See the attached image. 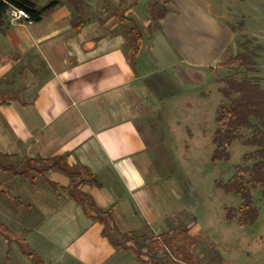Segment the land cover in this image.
Segmentation results:
<instances>
[{
    "label": "crops",
    "instance_id": "crops-1",
    "mask_svg": "<svg viewBox=\"0 0 264 264\" xmlns=\"http://www.w3.org/2000/svg\"><path fill=\"white\" fill-rule=\"evenodd\" d=\"M33 1L41 8L52 0ZM60 1L39 21L3 19L0 151L18 160L66 156L86 167L94 179L79 189L109 211L115 236L168 232L188 199L187 187L171 182L165 155L188 153L186 138L215 119L217 73L237 40L235 23L201 0H165L156 22L154 0ZM125 16L143 36L134 58ZM172 115L181 118L176 127L188 124L174 141ZM38 177L33 186L0 170V264H156L130 243L114 245L108 224L67 192L68 175Z\"/></svg>",
    "mask_w": 264,
    "mask_h": 264
},
{
    "label": "rangeland",
    "instance_id": "rangeland-1",
    "mask_svg": "<svg viewBox=\"0 0 264 264\" xmlns=\"http://www.w3.org/2000/svg\"><path fill=\"white\" fill-rule=\"evenodd\" d=\"M155 1L152 3L150 1L148 4L151 7V17L154 13L159 15V10L165 3V0H160L162 7H157L153 12L152 4ZM201 1L203 4L208 3L210 8L224 15L229 21H234L238 33L233 48L221 61L218 77L233 78L239 82L248 76L252 82H259V85L264 88V0ZM130 2V4L136 3L134 0ZM240 14H243L244 24H241L242 16ZM127 19L132 21L131 17H127ZM154 19L155 22L158 21L157 18ZM242 53L253 57L257 64L255 66L241 65L236 55ZM252 54L257 56H252ZM220 84L221 87L224 86L223 82ZM215 112L214 115H216ZM180 119L177 115L171 116V125L169 126L170 129L172 128L170 134L173 141L176 140L175 132L181 131L183 137L186 136L185 125L188 124L181 123L178 124L180 127H176L177 120ZM252 121L255 122L253 118ZM216 126L215 119L209 118L208 122L202 125L204 128H200L203 131L201 135L186 138L195 147H198V144V148L193 149L194 147L191 145L192 149H188L186 154L183 149L177 148V154L171 152L172 155H165L171 165V182H181L187 187V208L179 214L180 218L176 223L173 219V226L182 224L193 231V236L200 230L202 235L200 239L197 238V244L193 247L188 246L192 242L187 240L184 233L176 236L173 242L166 244L161 242L158 249L161 253L164 252L170 256L172 264H264V185H253L254 182L249 181L250 174L248 172L241 173L243 179L237 182H243L248 187L254 188L252 189V198L257 207L258 216L255 222L240 226L236 219L227 220L225 218V209L227 206L238 207L241 197L236 194H225L215 184L218 181L226 182L233 177L237 173V165L244 167L254 162V160L247 162L244 159L245 154H250L252 158L257 157V147L246 145V140L251 137L252 130L240 128L235 132L238 138L228 148L230 154L228 161H213L212 154L215 146L211 132L215 131ZM190 127L194 129L199 128L200 125L191 124ZM13 160L21 161L15 157ZM29 166L31 175L37 178L41 175L40 171H36V167L40 170L47 165L31 163ZM45 173L44 177L41 176L43 179ZM197 224H200V227L198 231H194ZM129 243L138 249L141 260L149 258V251L142 241H130ZM178 248L180 250L177 252Z\"/></svg>",
    "mask_w": 264,
    "mask_h": 264
},
{
    "label": "trees",
    "instance_id": "trees-1",
    "mask_svg": "<svg viewBox=\"0 0 264 264\" xmlns=\"http://www.w3.org/2000/svg\"><path fill=\"white\" fill-rule=\"evenodd\" d=\"M60 3H62L60 0H52L40 8L33 0H0V31L5 28L3 19L8 15L9 9L12 7L25 9L30 14L29 21H39L46 13ZM157 7H162V5H160V0H156L154 4H152L153 12L156 11ZM163 7L159 10V15H155L154 13L152 17L160 20L168 10L166 4H164ZM123 20L132 23L131 27L128 28L126 32L135 38L131 54L134 58L139 53L143 42L141 28L138 22L133 18L131 21L125 16ZM252 56L257 55L252 54ZM236 57L240 60L241 65L255 66L257 64L253 57L247 56L244 53L238 54ZM219 81L223 82L224 86L219 89V92L222 94V100L218 104L215 112V122L217 126L212 138L215 146L212 154L213 161H228L230 159L228 148L231 143L238 138L235 132L240 128H249L252 130V135L246 140V145L257 147V157L255 156V158H252L250 154H245L244 156L247 162L254 160L252 164L244 167L237 165V173L233 177L226 182L218 181L215 183L217 188L221 189L225 194H236L241 197V203L238 207L227 206L225 209V218L227 220L236 219L240 226H245L256 221L258 210L252 198V189L254 188L251 186L248 187L245 183L237 181L243 179L241 173L248 172L251 176L249 181L254 182L253 185H264V88L259 85V82H252V79L248 76L239 82L233 78H219ZM252 118L255 122L252 121ZM31 163H35V165L39 163L47 165L44 168H40V170L36 167V171H40L39 173L43 177L45 172L50 171H61L68 175L70 184L67 188V192L77 201L83 203L87 209L93 210L96 213V219L105 222L106 225L109 223L111 219L109 211H103L97 208L91 197L79 189L81 184L92 182L94 179L93 174L86 167L70 166L67 163L66 156H57L48 158L47 160L43 158H22L21 161L18 162L17 160H13V156L0 151V170L29 177L34 186L37 178L31 175L29 166ZM48 182L50 183L51 181ZM52 185L55 187V184ZM107 230V236H109L117 248H119V246L127 247L130 241H142L143 245H145L149 251V259L156 264H172L170 256L164 252L161 253L158 249L161 242H165V244L173 242L176 236L185 233L187 240L192 242V244H188V246L193 247L197 244V240L200 239L202 235V231L200 230L199 233L193 236L189 227L186 228L182 224H177L168 232L158 235L152 234L151 236L148 234L149 228L146 227L139 231H130L125 234H120L121 237L112 234L110 227ZM132 247H134L137 257L141 260V254L138 249L134 245ZM24 250L27 254L33 256L32 252L26 249ZM179 250L178 248L177 252Z\"/></svg>",
    "mask_w": 264,
    "mask_h": 264
},
{
    "label": "built area",
    "instance_id": "built-area-1",
    "mask_svg": "<svg viewBox=\"0 0 264 264\" xmlns=\"http://www.w3.org/2000/svg\"><path fill=\"white\" fill-rule=\"evenodd\" d=\"M9 15L14 20L22 18L25 20L30 19V14L23 8L12 7L9 9Z\"/></svg>",
    "mask_w": 264,
    "mask_h": 264
}]
</instances>
